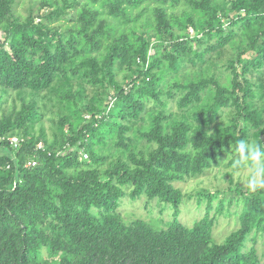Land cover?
Returning a JSON list of instances; mask_svg holds the SVG:
<instances>
[{"label": "trees", "instance_id": "1", "mask_svg": "<svg viewBox=\"0 0 264 264\" xmlns=\"http://www.w3.org/2000/svg\"><path fill=\"white\" fill-rule=\"evenodd\" d=\"M17 5L0 0V264H264V186L227 170L251 165L240 141L264 148V0ZM221 165L224 188L175 184ZM142 195L172 205L166 227L123 219Z\"/></svg>", "mask_w": 264, "mask_h": 264}, {"label": "rangeland", "instance_id": "2", "mask_svg": "<svg viewBox=\"0 0 264 264\" xmlns=\"http://www.w3.org/2000/svg\"><path fill=\"white\" fill-rule=\"evenodd\" d=\"M18 5L16 9L24 13L28 4V0H17ZM11 100L7 102L10 105ZM44 125L47 131H50V123L48 118L50 114L46 115ZM230 179L233 182L239 181L241 184L246 185L252 177V167L246 164L242 170L231 171ZM226 168L223 166L213 167L196 178H189L182 182L175 183L180 187L184 193H193L201 188H206L210 191H214L217 188H224L228 185L229 175H225ZM126 191V187H124ZM148 199L147 196L142 195L138 198L132 199L128 196H124L118 203V211L123 215V219L127 222L131 219L140 218L153 226L166 227L167 223L173 218V207L165 202H160L158 199ZM180 213L178 219L184 224L191 225L196 219L202 217L205 213V204H198L195 197L185 199L180 206ZM235 226L234 217L220 215L218 221L213 228V236L216 240H221L223 236ZM256 248L260 249L262 244L260 240L256 241Z\"/></svg>", "mask_w": 264, "mask_h": 264}, {"label": "clouds", "instance_id": "3", "mask_svg": "<svg viewBox=\"0 0 264 264\" xmlns=\"http://www.w3.org/2000/svg\"><path fill=\"white\" fill-rule=\"evenodd\" d=\"M239 158L234 166H239L241 162H250L252 177L249 180V186L254 190L258 186H264V148L260 145L240 141L236 146Z\"/></svg>", "mask_w": 264, "mask_h": 264}, {"label": "built area", "instance_id": "4", "mask_svg": "<svg viewBox=\"0 0 264 264\" xmlns=\"http://www.w3.org/2000/svg\"><path fill=\"white\" fill-rule=\"evenodd\" d=\"M8 140H9V142H10V144H12V145H17V143H18V138L16 137V136H10L9 138H8Z\"/></svg>", "mask_w": 264, "mask_h": 264}]
</instances>
